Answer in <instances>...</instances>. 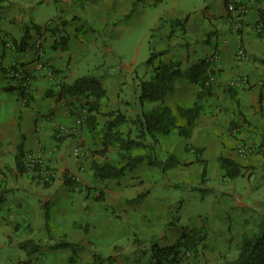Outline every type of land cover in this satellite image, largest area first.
I'll list each match as a JSON object with an SVG mask.
<instances>
[{"label":"crops","instance_id":"crops-1","mask_svg":"<svg viewBox=\"0 0 264 264\" xmlns=\"http://www.w3.org/2000/svg\"><path fill=\"white\" fill-rule=\"evenodd\" d=\"M160 1L162 0H152L151 3L155 5ZM135 3L136 0L74 1L71 6L65 7L71 13L65 14L62 9L58 17L49 20L42 27L39 36L32 38L30 47L25 51H20L13 45L10 38L18 39L13 34L3 31L0 33V67L11 69L18 63L23 65L24 72L35 76L31 85L33 99L29 105H25L17 90L11 88L18 81L8 79L7 74L0 69V166L8 167L12 174L8 181L3 182L0 175V239L3 250L9 251L7 246H11L19 251L0 264H89L93 261L94 253L93 246L87 244H115L113 240L118 236L137 233L140 231L139 225L144 223L151 211L159 207L149 200V192H143L144 187L159 176V171L146 162L140 163L128 176L126 174L120 178L98 180L97 186L90 183L92 178L95 179L91 171L93 161L108 160L122 165L127 160L120 157L123 151L119 144L111 145L106 156L88 151L87 149H92L89 146L88 129L79 124L80 118L85 115V109L71 107L65 98L58 99L56 95L59 84H71L88 75L80 73L81 76H78L71 69L77 55L89 50L85 45L91 33L87 26L102 30L104 22L99 15L104 11L109 14L112 10L113 13L130 18L135 12ZM230 4H235L238 10L241 7L244 10L230 12ZM200 6L203 17H194L192 20L190 14L184 15L189 18L185 32L182 35L177 33L172 41V49L165 56L167 61L180 62L182 73H186L201 60L212 57L215 59L212 64L217 71L213 95L203 101L202 115L190 144L205 149V159L210 168L220 153L244 166H261L264 159L260 156L254 160L251 156H241L237 150L243 145L240 141L246 139V147L259 152L261 146L264 151V40L254 29L259 11L264 9V0H203V5ZM83 13L91 15V24H87ZM175 19L180 18H159V24L154 28L163 27L162 34L150 44L149 37L154 28L151 29L148 36L150 52L154 45L164 49V40L171 30L170 22ZM202 19L208 20L210 24ZM63 21L68 24L63 26ZM237 21L242 27L239 33L235 27ZM52 28L60 29L56 36L52 34ZM208 34L211 36L207 40ZM60 36L69 38L68 47L53 50L54 41ZM36 39L40 42L34 46L32 43ZM4 42L8 44L6 49H3ZM112 52L119 58L123 56L115 49ZM43 62L55 66L59 70L58 76H54L56 74H52ZM124 62L122 59L120 68H130ZM102 66L97 65L98 69ZM183 66L185 72L182 71ZM110 67L114 66L110 64ZM93 76L102 77L107 90V97L102 101L103 112L123 110L122 101L131 104L128 97L123 98V88L117 77L105 71ZM228 85L234 88V95L226 89ZM50 90L55 91V95L47 97L46 93ZM196 91L195 84L183 76L178 77L173 92L174 103L169 105L174 108L175 98L179 92H183L180 103L186 104L185 107L192 106L196 101ZM261 95L263 108L260 106ZM58 128L76 131V135L60 139ZM84 143L87 144L85 147L88 153L91 152L90 157L84 156L86 150L83 149L81 155L77 156L79 145ZM20 144L24 145L26 155L34 153L43 162L44 169L38 171L43 179L28 172L19 173L16 169L15 155ZM161 144L167 152L177 153L179 150L184 151L187 142L177 132H173L162 137L160 147ZM210 153H214L213 156ZM195 160L194 157L189 158L187 163L199 168ZM45 171L50 172L47 174L50 176L44 178ZM73 176L78 179V183L71 181ZM136 185L141 187L139 194L144 193L146 196L142 201L132 203L137 195L126 191L134 189ZM86 186L91 187L92 191L86 189ZM248 188L252 204L241 203V207L258 211L261 204L256 207V197L252 196L254 189L250 186ZM98 197L103 200H97ZM166 217L168 218L167 213ZM164 221L167 222L165 217ZM85 240L89 243H85ZM26 241L38 246L37 249L23 250L20 244ZM62 243L71 246L63 248L60 246ZM173 243L174 241L170 244ZM239 246L240 244H211L202 252L199 248L197 257L191 255L180 264L234 261L238 258ZM231 247L237 248L236 256Z\"/></svg>","mask_w":264,"mask_h":264},{"label":"rangeland","instance_id":"rangeland-1","mask_svg":"<svg viewBox=\"0 0 264 264\" xmlns=\"http://www.w3.org/2000/svg\"><path fill=\"white\" fill-rule=\"evenodd\" d=\"M74 1L78 0H3L0 3V30L1 32L13 34L19 39L23 36L24 29L31 27L30 32L32 36H39L40 34L33 26L43 27L47 25L49 20L58 17L62 9L63 13L70 14L71 10L68 12L65 10V7L67 5L71 6L70 4ZM151 1L136 0L135 12L130 18L120 13H113L112 10L109 14L106 11L100 14L99 17L104 22L103 29L95 30L91 29L90 25L87 26V29L91 33L85 45L89 50L81 53V55H77L71 64V69L77 72L78 76H81L80 73H87L93 76L97 75L100 71H105L109 75L117 77L120 81V86L123 88V98L128 97L131 104L128 105L129 103H126L127 101H122L123 110L112 109L111 111L120 110L126 115L131 114L133 118L142 112L140 108L141 104L137 99L140 95V81L143 78H148L147 75L150 74V72L148 73L146 62L150 57L148 36L151 29L159 24V18L161 16L184 19V15L190 14L192 20L194 17H203L202 11L199 10L201 8L200 5H203V0H162L155 5ZM83 15L87 19V24H91V15L85 13ZM202 20L208 25L210 24L208 20ZM241 28V26L237 27L236 32L239 33ZM182 34L184 33L181 32L180 35ZM39 42L36 39L33 45L37 46ZM40 48H42V43H40ZM112 49L121 53L123 55L122 58L117 57L112 52ZM122 59L130 68H120L119 63H121ZM98 64L103 65L102 68L98 69ZM110 64L114 67L111 68ZM43 65L54 74L53 69H55V66L45 62H43ZM14 66L18 67L19 74L16 75L15 72L14 74L10 73V77L7 75V78L11 80V77L14 75L19 78H24L26 75L23 65L16 63ZM182 71L185 72L184 66L182 67ZM31 76L33 77L32 74ZM33 81H31V85ZM182 93L179 92L177 98H175V104L181 106L175 105L176 107L173 106L174 108H172L169 105L174 103V93L168 94L163 100V104L171 107L177 115L179 124H183L184 121L178 114V108L185 107L186 105L180 103ZM158 104H161V102L146 103L144 109L150 110ZM111 111L104 112L99 116L101 120H99V127L97 129L90 130L87 127V132L90 136L89 146L92 148L90 150L87 149L88 151L99 154V151L102 150V143L104 141L102 129L105 123L112 118L107 115ZM84 124H81V126L86 125ZM129 126L133 128L132 123ZM192 137L189 140L184 139L187 144L183 152L180 150L177 153L167 152L164 145L161 144L160 147V142L157 145V153L161 158L165 157L167 153H170L178 158L181 165L167 171L165 175L162 174L160 169L152 167L159 171V176L151 180V183L146 185L144 191H142L144 193L149 192L151 194L149 200L154 204H158L159 207L151 211L144 223L139 225L138 229L140 231L135 234L126 233L118 236L113 240L115 244H106L103 242L87 244L93 246L94 254H100L104 258L109 256L114 258L110 262L107 261L106 264H152V246L154 244L160 246L173 245L178 241L183 232L187 230L202 229L206 235L205 243L208 246L207 249L211 244H240L244 236L252 237L258 235L260 225L264 223V160L262 161V165L258 167L251 165L244 166L240 163L241 166L249 168L246 174L235 179H230L223 177V172L220 169L217 158L212 163V168L208 165L209 172L207 180L202 182L201 164H198L199 168L191 166L192 163L185 165L188 164L187 161L189 158H196L198 155L200 158L207 160L205 159L206 154L204 148H201L202 151L198 154L196 149L200 148L190 144ZM240 142H243V145L237 150L238 154L241 156H251L254 160H257L259 156L264 159V151H262L261 146L260 151L256 152V150L252 151L250 147H246L248 146L246 139ZM86 145L85 143L79 145L81 152L82 149L86 150ZM87 150L84 156L90 157L91 152L88 153ZM248 152L249 155H247ZM133 153L142 154L144 151L135 150ZM213 154L210 153L211 156ZM221 154L223 153L218 154V157ZM25 162L27 164L28 159ZM2 168H5V170ZM42 169L44 168L35 166L32 172L30 170L27 172L31 175L34 174V177L43 179L41 173H38ZM10 171L8 167L0 166L2 182L3 180L8 181L10 176L12 177ZM128 175L130 173L126 176ZM160 179L164 180V182ZM71 181L78 183L72 178ZM90 183L96 186L99 184L98 180L93 178ZM249 186L254 189L252 196L253 198L256 197V207L261 204L258 211L247 210L241 207V203L252 204L253 200L250 199L252 197L248 195L250 193ZM140 188V186L136 185L134 189L129 188L126 192L138 196L141 191ZM86 189L90 190V192L92 191L91 187L86 186ZM166 213L169 219L166 217ZM164 217L167 222L164 221ZM170 222H175V225L170 226ZM172 241L174 243L170 244ZM7 248L9 251L3 250L0 239V263L8 256L15 255L19 252L15 247L7 246ZM200 250L202 252L204 249L201 247ZM236 250V247H231V251H234L235 256L237 255ZM195 257H197V254Z\"/></svg>","mask_w":264,"mask_h":264},{"label":"trees","instance_id":"trees-1","mask_svg":"<svg viewBox=\"0 0 264 264\" xmlns=\"http://www.w3.org/2000/svg\"><path fill=\"white\" fill-rule=\"evenodd\" d=\"M3 0H0V3ZM189 18L183 20L175 19L170 22V32L167 34L164 42V49L151 46L150 57L146 64L150 68L148 78H143L140 81V95L138 101L141 104L142 112L137 114L135 118L131 114H124L120 110L111 111L108 116L109 119L103 127V143L102 150L99 151L101 156H106L112 144H119L123 153L120 157L127 160L125 164L117 165L111 161L97 162L93 161L91 164V171L93 177L99 181L108 179L120 178L135 170V168L143 162H146L150 167L160 169L162 174L167 171L175 169L181 165V162L175 155L167 153L165 157H160L157 153V145L161 137L168 136L173 132H177L185 140L191 139L197 123L201 117L203 110V101L213 95L214 76L216 75V68L212 65L214 58L201 60L193 65L186 73L180 71L181 63L178 61H167L165 56L172 49V41L177 36V33L185 32V27ZM67 21H63L62 25H67ZM39 33L42 27L33 26ZM31 27L24 29L23 36L18 40L12 38L13 45L20 51H25L30 47V42L33 38ZM163 27L154 28L149 37V43H153L155 37L162 34ZM254 29L259 37L264 40V9L259 11V19L254 25ZM59 28H52V34L56 36ZM1 33V30H0ZM211 34H208L207 40ZM163 39V38H162ZM69 38L60 36L56 38L53 44V50L67 49ZM7 43H3V49H6ZM33 45V43H32ZM52 68V67H51ZM0 69L10 77V73L14 72L19 74L18 67L11 69ZM53 69V68H52ZM54 76H58L59 70L53 69ZM52 73V72H51ZM53 74V73H52ZM24 78L12 76V79L18 81V84L11 87L17 90L19 98H21L27 105L30 104L33 96L31 95V81L35 76H31L30 72H25ZM183 76L189 82L195 84L198 88L196 93V101L192 106L179 107L178 114L183 119V124L178 123L177 115L173 112L172 108L163 104L164 98L173 93L175 90V82L178 77ZM103 78L92 75H87L76 79L71 84L61 83L57 92V98H65L69 106H76L85 109L87 115L82 117L83 123L90 130H95L99 127V118L104 112L102 109V101L107 97V90L103 85ZM10 88V90H11ZM228 91L234 95V88L227 86ZM55 91H48L47 97L54 96ZM161 102L150 110H145L146 103ZM25 104V105H26ZM260 106L263 108V95L260 96ZM82 123V124H83ZM132 123L133 128L129 126ZM129 126V127H128ZM124 127H126L124 129ZM60 134V128H58ZM71 136V135H67ZM64 136L60 135V139ZM188 149V148H186ZM191 149V148H190ZM135 150H143L144 153L134 154ZM202 149H196L199 154ZM26 152L24 145L20 144L17 148L15 155V165L19 173H26L28 168L26 166ZM264 158V154H263ZM195 163L202 166V182H205L208 177V161L196 157ZM220 169L223 172V177L235 179L244 176L249 169L243 167L241 164L230 156L221 154L218 157ZM185 164V165H189ZM264 166V164H263ZM90 189V188H89ZM90 191V190H89ZM146 194H139L132 200L140 202L145 198ZM97 200H103L98 197ZM169 225H175V222H170ZM258 235L244 236L239 246L238 258L234 261L222 260L219 264H264V223H261ZM87 232V229H86ZM206 235L200 230H187L184 231L178 241L171 246H160L154 244L152 246V264H180L185 258L191 255L198 254L199 248L207 249L205 243ZM85 243L87 240H85ZM61 247H70V244L62 243ZM23 250L34 251L38 246L26 241L20 244ZM28 253H31L28 251ZM223 258V255H221ZM114 258L109 256L103 258L100 254L93 255V261L89 264H104L107 261H112ZM106 264V263H105Z\"/></svg>","mask_w":264,"mask_h":264},{"label":"built area","instance_id":"built-area-1","mask_svg":"<svg viewBox=\"0 0 264 264\" xmlns=\"http://www.w3.org/2000/svg\"><path fill=\"white\" fill-rule=\"evenodd\" d=\"M228 10H229L230 12H234V13H235V12H237V11H239V10H240V11H243L244 8L241 7V8H239V10H238V9L236 8V5H235V4H230V5L228 6ZM235 27H236V28H237V27H240L239 21L235 22ZM240 54L243 55L242 52H241ZM216 56H217V55H216ZM85 114H86V112H85ZM82 117H83V116H82ZM82 117L80 118V122H79L80 125L83 123ZM75 132H76V131H71V130L66 129V128H60V135H62V136L73 135V134H75ZM78 150H79V151H78L77 156H80L81 151H80V149H78ZM26 159H28V163L26 164V166H27L28 170H30L31 172H32V170H33V168H34L35 166H40V165H41V167H42V163H43V162L40 160V158H39L36 154H34V153H28ZM45 173H46V174H45L46 176H50V175H47V174H50V172H46V171H45ZM72 179L78 182V179H77L75 176H73Z\"/></svg>","mask_w":264,"mask_h":264}]
</instances>
